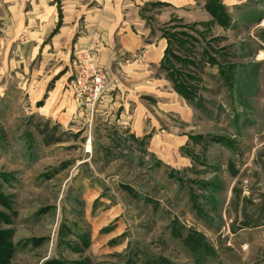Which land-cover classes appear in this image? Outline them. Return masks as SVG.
Instances as JSON below:
<instances>
[{
  "label": "rangeland",
  "instance_id": "374dc122",
  "mask_svg": "<svg viewBox=\"0 0 264 264\" xmlns=\"http://www.w3.org/2000/svg\"><path fill=\"white\" fill-rule=\"evenodd\" d=\"M209 1H125L147 44L172 38L160 69L119 48L109 69L49 37L37 60L19 39L0 61L8 264H264V0H221L226 28Z\"/></svg>",
  "mask_w": 264,
  "mask_h": 264
},
{
  "label": "crops",
  "instance_id": "0c3cea01",
  "mask_svg": "<svg viewBox=\"0 0 264 264\" xmlns=\"http://www.w3.org/2000/svg\"><path fill=\"white\" fill-rule=\"evenodd\" d=\"M126 0H0V58L1 62L9 60L8 55L11 48L22 40V43L32 44L33 50L30 59L37 60L42 44L46 43L45 38H51L52 45L60 50L70 45V52L81 53L90 50L94 57L98 56L100 61L109 69L116 67L120 59V51L133 57L136 53H143L145 62L153 68H159L167 55L169 43L165 39H157L155 43L147 44L152 31L145 24L143 17L139 18L142 29H135L125 14ZM134 5L141 9L142 6L157 3L160 6L172 8L181 12L185 6L197 7V0H192L177 5L170 0H136ZM198 9L202 7H197ZM71 42V43H70ZM73 42H76L73 46ZM163 47L162 55L157 56L156 50ZM118 52H116V49ZM4 51V53H2ZM80 51V52H79ZM118 55V56H117ZM121 55V54H120ZM122 56V55H121ZM7 57V58H6ZM98 59V60H99ZM120 59V60H119ZM99 61V62H100ZM128 63V61H126ZM135 61L134 65L138 64ZM137 68L141 65H136ZM123 69V68H122ZM126 69V68H125ZM150 73V72H148ZM160 79V78H159ZM160 81V80H158ZM113 101V99H112ZM49 104V103H48ZM45 109V108H42ZM58 111V110H57ZM74 112V111H73ZM98 112H95L93 123L98 120ZM117 116L110 112L107 121L115 120ZM125 118H117L118 123ZM121 129L116 127V129ZM118 129V130H119ZM125 132V131H124ZM122 130L116 134L123 135ZM144 130L135 132L131 130L124 133L123 137L134 135V138L144 140ZM116 150L123 149L115 145ZM149 149V148H148ZM147 149V152L149 151ZM87 194H93L88 191ZM98 202L102 199L97 196Z\"/></svg>",
  "mask_w": 264,
  "mask_h": 264
},
{
  "label": "trees",
  "instance_id": "16d2710c",
  "mask_svg": "<svg viewBox=\"0 0 264 264\" xmlns=\"http://www.w3.org/2000/svg\"><path fill=\"white\" fill-rule=\"evenodd\" d=\"M205 8H206L207 12L211 15L213 20L216 21L217 23H219V25H221L225 28L229 26L230 17L227 13L228 9L222 5L221 0H210L209 3L205 5ZM168 43H169V47H168V50L166 51L167 55H166L165 60H164L165 62H167L169 57L171 56L172 46H173L172 38L168 39ZM175 58L177 60H179V58H177V57H175ZM168 80L172 81L171 78ZM7 235H8V233H6V232H0V244H1V237L7 236ZM6 245L9 248V250L7 252L3 251V250L1 251V252H3V256H2V254L0 255V264H8L9 263V258L11 255V252H10L11 244L6 243ZM1 256H2V258H1Z\"/></svg>",
  "mask_w": 264,
  "mask_h": 264
},
{
  "label": "built area",
  "instance_id": "2783aa9c",
  "mask_svg": "<svg viewBox=\"0 0 264 264\" xmlns=\"http://www.w3.org/2000/svg\"><path fill=\"white\" fill-rule=\"evenodd\" d=\"M95 78H96V80H95V84L96 85L99 84V83H101V81L103 79L101 74H97V75L95 74ZM95 105H96V103H94L93 106L91 105V108H92L91 111H94Z\"/></svg>",
  "mask_w": 264,
  "mask_h": 264
}]
</instances>
